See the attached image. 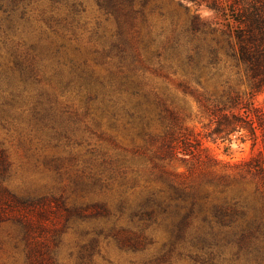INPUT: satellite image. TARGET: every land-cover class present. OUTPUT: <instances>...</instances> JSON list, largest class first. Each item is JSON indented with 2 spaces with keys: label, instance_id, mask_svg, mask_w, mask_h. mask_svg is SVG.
Returning a JSON list of instances; mask_svg holds the SVG:
<instances>
[{
  "label": "rangeland",
  "instance_id": "374dc122",
  "mask_svg": "<svg viewBox=\"0 0 264 264\" xmlns=\"http://www.w3.org/2000/svg\"><path fill=\"white\" fill-rule=\"evenodd\" d=\"M221 1L225 6V1ZM77 2L81 5L73 27L61 22L54 28L58 35L53 39L64 48L48 57L45 77V83H51L50 92L58 99L57 110L61 114L56 118V128L63 137L58 141L46 139L27 120L19 123L22 138L12 128H0V142L11 162L3 186L18 196L62 194L68 206L105 200L111 213L106 219L87 218L81 224L71 220L65 229H62L64 221L54 220V216L30 229L8 217L9 220L0 222V264H27L29 252L38 259L37 264H142L139 255L120 250L111 236L106 235L113 224L131 227L135 222L130 210H120L114 204L118 196L134 199L147 189L167 190L170 183L193 188L210 198L264 196L257 191L259 187L254 181L242 178L244 164L254 153L250 151V144H241L232 138V145L225 152L227 142H212L207 138L213 125L206 110L209 103L204 101L209 98L226 102L228 98L237 97L240 105L235 111L239 112L245 103L263 106L264 94L251 96L243 68L223 51L219 52L220 61L212 70L214 76L201 86L190 82L189 89L180 86L187 81L183 72L163 58L164 49L173 42L180 44L182 52L193 46L189 45L187 34L193 16L211 22L217 21L215 14L204 6L197 7L193 0H155L146 7L143 17L136 18L133 27L125 28L133 40L132 48L127 47L126 60L121 61L114 51L108 53L97 41L98 37L116 32L113 16L105 14L96 0ZM34 7L37 11L47 9V2L40 1ZM58 13L65 17L62 9ZM38 25L46 29L43 22ZM211 28L218 31L200 34L194 42L220 47L221 40L225 39L221 26ZM135 32L151 43L152 54L139 49L140 41ZM43 43L48 45L45 39ZM132 57L135 60L132 61ZM71 61L78 68L76 72L87 78L88 86H79L77 81L68 83L75 78ZM131 90L139 91L140 98L133 97ZM137 103L142 105V119L132 109ZM167 130L178 142L183 139L192 144L199 142L201 148L208 149L213 160L201 157L190 159L186 164L178 158L171 162L154 159L155 145L151 144V137L163 136ZM44 154L60 156L58 171L43 159ZM109 159L124 166V176L99 167L102 161ZM83 170L85 175L100 171L103 182L96 185L84 179L79 182L77 179ZM100 228L105 231L96 236ZM149 230L156 240L150 247L153 250L164 232L155 227ZM94 237L95 248L88 260ZM225 256V264L245 261L243 252L237 253L236 249L226 251ZM171 263L184 264L177 252L172 254Z\"/></svg>",
  "mask_w": 264,
  "mask_h": 264
},
{
  "label": "trees",
  "instance_id": "16d2710c",
  "mask_svg": "<svg viewBox=\"0 0 264 264\" xmlns=\"http://www.w3.org/2000/svg\"><path fill=\"white\" fill-rule=\"evenodd\" d=\"M40 1L47 2V9L37 11L34 5ZM153 1L96 0L105 14L113 16L117 27L115 33L97 38L103 50L108 49V53L114 51L119 60L125 61L127 47L132 48L130 42L133 40L125 28L133 27L136 18L143 17L146 7ZM224 1L225 6L221 0H193L197 7L204 6L215 14L217 21L209 22L201 20L198 15L193 16L187 28L189 45L193 46L182 52L180 44L173 42L164 49L163 58L183 72L187 81L180 86L189 89L190 82L201 86L214 76L212 70L220 61L219 52L223 51L226 57L243 68L251 96L264 94V0ZM79 5L81 3L77 0H0L1 129L12 128L22 138L23 130L19 123L27 120L46 139L58 141L63 137L56 128V118L61 114L57 110L58 99L50 92V81L45 83L47 60L64 48L63 44H57L53 39L58 35L55 26L63 22L72 28ZM61 9L65 12L64 18L58 13ZM39 22H43L46 29L38 25ZM213 25L221 26V34L225 36L220 47L208 43L203 45L202 41L201 45L194 42L200 34L217 32L211 28ZM135 34L140 41L139 49L152 54L151 43L145 42L139 33ZM61 38L64 39L62 35ZM44 39L48 45L43 43ZM158 53L156 51V55ZM133 60L135 57H132ZM70 63L75 78L69 79L68 83L77 81L79 86H88L87 78L76 72L75 63ZM125 79L128 81L129 78L126 76ZM131 95L140 98L139 91L131 90ZM204 101L209 103L206 110L213 125L207 138L212 142H227L225 152L229 151L232 138L241 144L248 142L251 153H254L244 164L242 178L254 181L259 187L257 191L264 195V103L263 106L245 103L238 112L235 111L240 105L237 97L228 98L226 102L211 101L209 98H204ZM141 107L137 103L132 108L139 119L143 118ZM151 144L155 145L152 157L160 162L178 158L188 164V160L201 157L213 160L208 149L201 148L199 142L192 144L188 139L178 142L168 130L163 136H152ZM43 159L54 165L56 171L60 169V156L44 154ZM120 166L112 159L99 164L103 169L124 176V166ZM10 167L7 151L0 142V222L11 217L20 226L30 229L54 216V220L64 221L62 229H65L71 220L81 224L87 218L96 221L106 219L111 213V207L105 200L68 206L67 198L54 192L18 196L3 186ZM83 179L91 181L92 185L103 182L100 171L85 175L83 170L77 180L81 182ZM114 204L120 210H130L135 222L131 227L113 224L106 235L111 236L120 250L139 255L142 264H172L174 252L184 264H225L226 251L233 249L237 253L243 252V264H264V196L210 198L193 188L170 183L167 190L147 189L142 196L134 199L132 196H118ZM150 227L164 232L153 250L150 247L156 240ZM104 231L100 228L96 236ZM95 243L94 237L88 260ZM37 260L32 253L26 254L27 264H37Z\"/></svg>",
  "mask_w": 264,
  "mask_h": 264
}]
</instances>
